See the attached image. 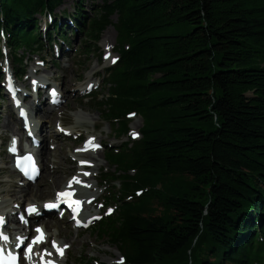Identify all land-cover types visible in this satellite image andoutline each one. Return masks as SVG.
Returning a JSON list of instances; mask_svg holds the SVG:
<instances>
[{
    "label": "trees",
    "instance_id": "trees-1",
    "mask_svg": "<svg viewBox=\"0 0 264 264\" xmlns=\"http://www.w3.org/2000/svg\"><path fill=\"white\" fill-rule=\"evenodd\" d=\"M62 1L0 0L15 50L37 52L31 19ZM116 12L131 46L108 117H144L154 190L99 238L126 243L134 264H264V240L242 237L257 230L248 209L264 223V0H104L87 33Z\"/></svg>",
    "mask_w": 264,
    "mask_h": 264
},
{
    "label": "rangeland",
    "instance_id": "rangeland-1",
    "mask_svg": "<svg viewBox=\"0 0 264 264\" xmlns=\"http://www.w3.org/2000/svg\"><path fill=\"white\" fill-rule=\"evenodd\" d=\"M76 1L77 0H67L66 1V8L69 7V6H73L74 4H76ZM105 37H109L107 40L103 39L102 41V44L104 43H110L112 44L114 42V38L117 37V34H116V31L113 27H109L103 34ZM92 58V56L90 57ZM58 75H62V72H58ZM66 76V78H69L71 77L70 79V82L74 81L76 79V73L73 72V69H70V71L68 72V75H64ZM94 116L96 117L97 119V115L96 113H93ZM7 116H9L8 114H4L2 117H1V120H0V133H3V134H6V136H8L9 134L11 133H14L12 132V128L11 129H6L4 128V126L6 124H9L11 122V119L10 118H7ZM11 127H13L11 124H10ZM13 128H16V126H14ZM48 128V127H47ZM64 156L61 155L60 156V163L62 165H64L62 162L64 161L63 160ZM63 171H60L59 174H57L56 176H53L51 173L50 170H48V174L49 176H43L42 179L40 180V184H47L48 185H51L52 182L54 181V179L60 175L62 177ZM44 174H47V170L45 169L44 171ZM54 177V178H53ZM38 188V187H37ZM41 196V194H40ZM30 198L38 201L37 199H39L38 197H32V196H29ZM46 197V196H45ZM45 197H42V198H45ZM52 231H55V230H52ZM61 237H65L66 236V232L61 234L60 235ZM66 240L68 242H71L74 243V254L72 255L73 257L76 256V255H79L80 254V250L82 248V246L84 245V253L85 255L86 254H98V257H101V256H104L103 253H104V249H107L109 248V242L108 241H105L106 239L104 240H99L96 238V234L94 233V236L91 235L89 232L85 233L83 236L80 235V237L77 236L76 233L74 234H71L70 237H66ZM97 240V241H95ZM91 242H94L95 244V249L93 250V245L91 244ZM114 253L116 254V256L114 255ZM110 254H111V257L112 258H115L117 259L119 253H117V250L115 248H112L110 247ZM85 255H82V257H85ZM86 262H80L79 264H85ZM69 264H77L76 260L74 258L71 257V253H70V260H69Z\"/></svg>",
    "mask_w": 264,
    "mask_h": 264
},
{
    "label": "snow or ice",
    "instance_id": "snow-or-ice-1",
    "mask_svg": "<svg viewBox=\"0 0 264 264\" xmlns=\"http://www.w3.org/2000/svg\"><path fill=\"white\" fill-rule=\"evenodd\" d=\"M113 62H114V61H113ZM34 83H35V82H34ZM52 94H53V95L56 94V93H55V89L52 90ZM132 135H133V136H136V135H138V134L135 133V132H133ZM96 147H99V145H96ZM28 159L31 160V157H28ZM82 163H83V162H82ZM32 170H33V171H36V169H35V165H34V164L32 165ZM26 174H27V172H26ZM30 178H34V177H30ZM74 179H75V178H74ZM70 197H71V193H70V192H60V193L57 194V199L65 198L66 202L69 203L70 206H71L72 204L79 205L80 201H78V200H77V201L71 200ZM45 207L51 209V208L58 207V205H56V204H52V203H48V204L45 205ZM27 211H28L29 213H33V212H36L37 209H36L35 205H29L28 208H27ZM109 211H111V210H109ZM2 220H3V217H0V221H2ZM77 223L79 224L80 222L77 221ZM37 232H40V229H39V228H37ZM0 239H3L4 241H7V240H8V237H7V235H4L2 232H0ZM41 239H42L41 237H36V238L33 239V243H35V242H39ZM21 240H23V238H21ZM53 246H54V247H57V251H58L60 254H62V249L59 248V247L56 245V242H55V241H53ZM64 247H67V245H65ZM31 248H32V244H29V245H28V249L25 251L24 254L30 256ZM45 254H49V255H50V253H47V250H45ZM12 260H13V262H14V264H15L16 257H12ZM43 264H55V262L44 261ZM121 264H122V262H121Z\"/></svg>",
    "mask_w": 264,
    "mask_h": 264
},
{
    "label": "bare ground",
    "instance_id": "bare-ground-1",
    "mask_svg": "<svg viewBox=\"0 0 264 264\" xmlns=\"http://www.w3.org/2000/svg\"><path fill=\"white\" fill-rule=\"evenodd\" d=\"M86 93H83V94H80L79 96H83V95H85ZM40 114H46L45 112H43V111H41V113ZM46 120H48V119H46ZM11 125L12 126H14V123L12 122L11 123ZM32 186H29V188H27V189H24L23 190V193L25 194V195H30V194H34L35 192H39L40 194H42L45 190H46V187L45 186H42L41 188H35V189H33V188H31ZM33 189V190H32ZM27 190V191H26ZM34 190H36L35 192H34ZM64 244H66V243H63V244H60V246H63Z\"/></svg>",
    "mask_w": 264,
    "mask_h": 264
}]
</instances>
